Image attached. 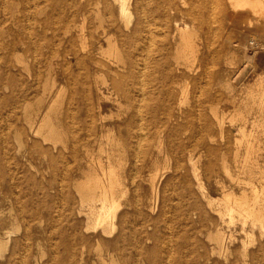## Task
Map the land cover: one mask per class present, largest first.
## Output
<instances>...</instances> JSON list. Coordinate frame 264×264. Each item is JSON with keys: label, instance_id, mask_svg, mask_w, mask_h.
<instances>
[{"label": "rangeland", "instance_id": "rangeland-1", "mask_svg": "<svg viewBox=\"0 0 264 264\" xmlns=\"http://www.w3.org/2000/svg\"><path fill=\"white\" fill-rule=\"evenodd\" d=\"M204 1L129 0V21L117 0H0V264H264V233L208 199L241 194L232 177H250L252 131L264 168L251 90L264 13L229 7L203 21ZM187 24L200 60L177 29ZM109 34L124 61L108 55ZM102 146L124 184L108 231L82 187L100 159L108 166ZM223 233L233 241L220 253Z\"/></svg>", "mask_w": 264, "mask_h": 264}, {"label": "bare ground", "instance_id": "bare-ground-1", "mask_svg": "<svg viewBox=\"0 0 264 264\" xmlns=\"http://www.w3.org/2000/svg\"><path fill=\"white\" fill-rule=\"evenodd\" d=\"M117 1L119 2V13H120V15L124 19L130 21L131 20L130 17H131V13L132 12H131V7H130L129 0H117ZM181 1L183 2V4H187L188 3V0H181ZM200 5L203 6L202 7L203 9L200 10L201 11L200 14L202 16L201 19L203 21L207 20L206 16L204 15L206 12H212V13L215 12L216 13V12L229 11L228 10L229 7H231V8L233 7V9H238L239 7L245 8V7L249 6L251 8V10H254L253 14H254V12H257L258 15H259V12H261V13L263 12L264 13V0H226V1L225 0H209V1L205 0L204 3L201 2ZM209 5H210V8L208 9V11H205V8H208L207 6H209ZM158 7H160V6H157V8ZM160 8H158V9H160ZM170 8L171 9H175V5L171 4ZM142 11H145V9L142 10ZM164 11H165V9H164ZM180 11H182V10H180ZM230 11H229V13H230ZM188 12L191 13V14H195L196 10H195V8H192V9L188 10ZM241 15L244 16L245 13H242ZM255 15H257V14H255ZM262 16H264V15H262ZM252 20L253 19H251V20L249 19V21H248V23L250 25L254 22ZM100 21L101 20H99V22ZM102 22H103V20H102ZM230 23H233L231 18H230ZM237 23L239 25H242L243 21L240 20ZM176 24H178V23H176ZM261 26H263V25H261ZM188 27H189L188 24L186 25V27H179L177 25V29H178V31H179V33L181 35V38L185 42V44H187L188 46L192 47V51L194 52L193 53V55H194L193 57H195L194 60H197V59L200 60V57H201L203 52L201 54H198L197 51H198V48H200V47H197V49H196V47L193 46L194 44L193 43L191 44V41H192L191 37L194 36V35L191 33L192 34V36H191V34L188 33V30H189ZM140 30H142V27L139 26V25H137L134 28V31L132 32L133 34L130 36V40L132 42H136L139 39L141 40L142 37L138 36ZM190 31H192V30H190ZM149 32H151V31H149ZM152 38H150V39H152ZM107 40H108V43H109V47L106 50L108 55L109 56H114L118 61H124L122 59V52H121V50L119 48L118 43L114 39V36L112 34L107 35ZM150 43H149V45H150ZM185 44H183V45H185ZM139 45H141V44H139ZM185 47H186V45H185ZM148 48H150V47L148 46ZM138 49H140V48H138ZM148 51H149V49H148ZM148 56L150 57L151 55H148ZM143 61H145V60H143ZM140 65L141 64H139V66ZM146 65H148V64H146ZM254 89L258 90V92H257L258 99H257L256 103H258V111H257V113L260 114L259 117L257 116L258 119L256 118V120H258V122H257V123H259L258 125H260L263 128V130H264V75L260 76V78L257 80L256 85L254 87H251L252 91ZM141 90H142V88H141ZM141 92H143V91H141ZM144 93H142V94H144ZM251 105H252V103L250 104V106ZM47 117L45 118L46 120H47ZM46 120H44V121H46ZM49 120H50V118H49ZM49 120H47L48 124H50ZM256 120H254V121H256ZM44 121H43L42 124L45 123ZM47 125L45 126L46 128H47ZM32 127H33V124H32ZM49 128H50V131H48L47 134H45V135L48 136V137L50 135L53 136V137H56L54 135H56V133L58 135L59 132H57V130H55L54 127L50 126ZM40 130H41V126L38 128V131H40ZM242 130H244V128ZM253 132L254 131L250 132L249 135H248L249 138H247L246 154H245V160H246L247 164L246 163L244 164V165H246L245 169L250 173V177L249 178H245V177L243 178V177H239V176H237V177L233 176L232 177L238 184H241L243 186V190H242L241 194H237L236 192L230 191V190H224L223 191V196L221 198H219V199H212L210 197L208 198L209 199V203L211 205L218 204L220 206L218 208V210H219L220 215H221V217L223 219L227 218V219H229V221L239 222L241 227H242V229L246 232V234L247 233L249 234L250 232H253L256 228H259L261 230V232L264 233V168H262V169L260 168L259 159L256 158L257 153L261 149L260 148L261 145L258 144V142H259L258 139H257L258 142L256 143V140L254 138H255V134H257V133H253ZM141 135H142V133H141ZM101 151H106L108 153V166H105L101 159L99 160L98 168H95L96 169L95 170V174L94 175L92 174L90 177H88V179L85 180L84 183L82 184V187L84 189L88 190V193L85 194L84 197H83V201H84V204L85 203L88 204L87 206L89 208V219L91 221H94L95 224L101 225L103 227L104 231H108L107 229L110 228V226L114 227V225L116 223L115 222V220H116L115 218L117 217L118 209L121 207V204H122V201L119 199V194L123 191L124 184L122 182V179H121V176H120V171H119L120 170V163L117 165V164H114L112 162L113 151L110 150V149L107 150L104 147L101 148ZM256 167H258V168H256ZM257 170H258V172H257ZM256 172L259 173L258 175H256V176H259L258 179H260L258 182L255 181L254 178H253V177H255V175H253V174L254 173L256 174ZM205 196H207V195H205ZM248 226H250V229H248ZM111 232H112V230H111ZM214 239H215V241L217 243V247H218V250H219L220 253H224V251L226 249H229L228 248L230 246L229 243L233 241L232 238H226L224 233L221 234L218 238H214ZM245 243H244V245H246ZM206 255H207L206 252L202 253L203 257H205ZM153 259L154 258H152L151 260L153 261ZM112 264H113V262H112ZM201 264H204V263H201ZM214 264H220V263L219 262H215Z\"/></svg>", "mask_w": 264, "mask_h": 264}]
</instances>
